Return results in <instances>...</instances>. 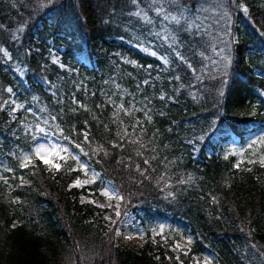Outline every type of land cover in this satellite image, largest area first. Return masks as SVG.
Instances as JSON below:
<instances>
[{
  "label": "trees",
  "instance_id": "16d2710c",
  "mask_svg": "<svg viewBox=\"0 0 264 264\" xmlns=\"http://www.w3.org/2000/svg\"><path fill=\"white\" fill-rule=\"evenodd\" d=\"M36 123L115 188L140 251L88 220L76 160L20 166ZM263 135L264 0H0V264H177L160 225L264 264V165L231 152Z\"/></svg>",
  "mask_w": 264,
  "mask_h": 264
},
{
  "label": "rangeland",
  "instance_id": "374dc122",
  "mask_svg": "<svg viewBox=\"0 0 264 264\" xmlns=\"http://www.w3.org/2000/svg\"><path fill=\"white\" fill-rule=\"evenodd\" d=\"M5 89L10 95L8 98L9 103L13 104L12 111H15L17 104L13 103L12 100L14 93L9 90L8 86ZM35 128L37 131L38 128L43 129V132L38 131L40 134L33 141V149L39 145H44L46 149L50 150L45 158L59 165V162L63 159H59L58 156H64V153L58 151V148H61L58 140L49 134L41 124L36 123ZM231 152L235 154L236 164L238 165L246 166L251 163H260L261 158H264V135L262 137L250 138L245 147L231 148ZM81 163L86 166L87 174L79 168L77 163L74 168L79 174L70 182L68 187L76 190L78 203L93 207V211L88 216V220L93 223H99L106 229L114 227L113 239L119 247L127 248L134 252L140 251L144 244L140 227L131 213L120 214L119 196L115 188L108 181L102 179L97 171L89 168L84 162ZM42 164L48 170H55V168L50 167L48 164ZM93 172L98 174L93 182L87 184L82 183L80 185L76 184L77 180L81 182L91 180ZM105 188L109 190V196L101 195V191ZM117 213L119 214L117 215ZM149 235L152 243H158L171 252L172 259L177 264H182L184 261L187 264H207V261L215 264L209 256L188 255L189 240L180 233L169 230L167 227L160 225L152 229ZM205 258H207V261Z\"/></svg>",
  "mask_w": 264,
  "mask_h": 264
},
{
  "label": "snow or ice",
  "instance_id": "6c2138e0",
  "mask_svg": "<svg viewBox=\"0 0 264 264\" xmlns=\"http://www.w3.org/2000/svg\"><path fill=\"white\" fill-rule=\"evenodd\" d=\"M45 123H47L45 121ZM38 131L40 132H43V129H39L38 128ZM85 135V139H87V133L84 134ZM255 143V142H254ZM77 147H79V145H77ZM50 150L49 149H46L44 145H39L37 147H35L33 149V153L32 154H29V155H25L21 158V167H26L28 164L32 163L33 160H32V156L34 155L37 159H39L42 163L44 164H48L50 165V167L52 168H55L56 170H59V165H57L56 163L52 162L50 159H47L45 158L46 157V154L49 152ZM58 151H62L63 153L67 154V158L69 159H72V160H76L78 162V165H79V168L84 170L85 171V174H87V170H86V166L79 162L78 160V157L76 155H73L72 153L68 152V149L67 148H58ZM59 159H65L64 156H58ZM250 162H254V161H250ZM262 165H264V158H261V160L259 161ZM147 163V161H146ZM238 167V165H236ZM74 169H69V171H72ZM6 171H11L10 169H6ZM98 174L93 172L92 173V179L91 180H87V181H79L77 180L76 181V184L77 185H80V184H87V183H91L94 181L95 177L97 176ZM2 178V177H0ZM5 183H7V180H5ZM71 187V185H70ZM101 195H104V196H109L110 193H109V190L108 189H103L101 191ZM119 213H117L118 215ZM189 243H191V240L188 241ZM205 260L207 261V258H205ZM207 264H211L210 261H207Z\"/></svg>",
  "mask_w": 264,
  "mask_h": 264
}]
</instances>
